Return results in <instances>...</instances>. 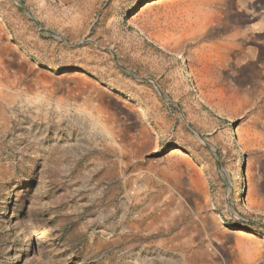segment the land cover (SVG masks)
Returning <instances> with one entry per match:
<instances>
[{"label":"rangeland","instance_id":"374dc122","mask_svg":"<svg viewBox=\"0 0 264 264\" xmlns=\"http://www.w3.org/2000/svg\"><path fill=\"white\" fill-rule=\"evenodd\" d=\"M0 264H264V0H0Z\"/></svg>","mask_w":264,"mask_h":264},{"label":"water","instance_id":"95a60500","mask_svg":"<svg viewBox=\"0 0 264 264\" xmlns=\"http://www.w3.org/2000/svg\"><path fill=\"white\" fill-rule=\"evenodd\" d=\"M94 82H95L94 80H91L87 84V86L89 87V90H91V91H93V92H95L97 94L105 95L106 97H109V98H111L113 100L120 99V97L119 96H116L114 92L113 93H110L109 91H107L109 89H102V87L99 88V87L95 86L94 85ZM101 85L103 86V88H106L107 87L105 84H101Z\"/></svg>","mask_w":264,"mask_h":264},{"label":"bare ground","instance_id":"6f19581e","mask_svg":"<svg viewBox=\"0 0 264 264\" xmlns=\"http://www.w3.org/2000/svg\"><path fill=\"white\" fill-rule=\"evenodd\" d=\"M188 12V11H187ZM186 12V13H187ZM192 14V13H191ZM187 16V15H186ZM190 17V16H189ZM188 18V17H187ZM171 32V31H170ZM173 33V32H172ZM161 35V34H160ZM167 35H169L168 33H167ZM171 35V34H170ZM174 36V35H173ZM161 39H162V37H161ZM168 39V38H167ZM178 39L179 38H174V39H168L169 41H171V42H168V41H166V40H164V41H166V44H169L170 46H172V47H178L177 45H178ZM163 41V40H162ZM215 106H217V107H221L220 105H219V103H216L215 104ZM246 241V239L244 238V237H240V239H239V242H245ZM248 252V251H247Z\"/></svg>","mask_w":264,"mask_h":264}]
</instances>
